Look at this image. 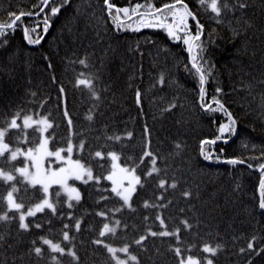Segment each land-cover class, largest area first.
<instances>
[{
  "label": "trees",
  "instance_id": "trees-1",
  "mask_svg": "<svg viewBox=\"0 0 264 264\" xmlns=\"http://www.w3.org/2000/svg\"><path fill=\"white\" fill-rule=\"evenodd\" d=\"M37 2L0 0V23L11 22L9 12L30 11ZM112 2L118 7L146 4V0ZM150 2L161 7L174 0ZM185 3L204 25L203 59L212 67L205 85V102L219 98L237 120V131L228 142L222 137L207 144L204 155L201 141L216 140L219 124L227 117L201 107L198 77L190 72L186 46L169 38L164 30H118L103 0H70L51 18L46 33L42 23L32 33L33 38L43 37L39 44L25 41L23 27L31 29L43 16H26L15 32L9 30L0 38V128H6L17 113L19 117L44 115L53 124L47 132L51 149L67 147L69 139L76 146L84 141L83 152L77 155L74 151L73 157L81 159L93 169L94 176L100 177L99 184L80 183L81 200L74 201L72 208L65 198H55L56 213L45 210L30 217L27 231L19 228L17 212L8 210L6 193L14 184L19 189L16 199L29 206L42 198V191L39 186L33 190L19 176L16 181H0V215L7 213L10 217L0 221V264H53V255L60 264H115L106 249L93 241L99 237L104 223L111 226L117 220L120 225L115 235L101 239L112 246L127 243L140 264H178L172 251L175 247H181L185 256L201 258L203 264L208 256L213 264H264V251L240 252L253 236L256 248L264 249V211L258 207L261 173L256 169L264 159H251L260 157L264 150V0H218L222 9L219 23L212 19L215 14L208 7L211 0H206L203 7L198 0ZM225 3L227 9L223 8ZM239 3L246 7H238ZM60 4L61 0H55L46 11L50 13L51 7ZM190 24L195 32L194 22ZM81 60L86 64H80ZM81 73L94 78L98 99L86 88L75 87ZM161 73L166 77L163 86L157 83ZM217 88L221 93H216ZM137 89L142 93L140 105L136 103ZM170 104L175 107L165 111ZM65 109L72 120L71 128L64 116ZM200 114L207 117L204 127L211 128L215 137L210 133L206 137L205 131L201 132ZM128 132L133 133L131 138L127 137ZM114 136L122 139H108ZM39 139L35 128L23 127L10 130L5 137L10 148L25 149L34 148ZM146 145L157 157L156 167L161 170L151 177L146 176L152 166L151 157H145L143 164L140 161ZM96 151L105 156L115 152L121 157L120 162L130 168L140 164L136 173L144 186L137 187L131 209L122 207L123 202L110 191L111 183L103 177L111 170V160L95 159ZM232 158L244 159L246 163H226ZM247 163L253 167L248 168ZM23 164L22 157L9 161L7 153L0 158V165L12 171ZM161 179L166 181L164 189L158 186ZM228 181L242 190L250 185L252 198L246 196V190L243 196H235L227 189ZM172 183L176 188L169 186ZM184 192L190 195L185 197ZM145 201L157 207L145 208ZM116 208L121 211H114ZM101 211L106 216H98ZM158 214L165 220L168 231L181 229L180 241L175 237L149 235L141 245H136L134 241L147 235L148 230H164L156 220ZM76 220L81 222L79 231L75 228ZM184 220L192 227L185 229L181 223ZM37 223L41 228L35 227ZM65 224L70 227L64 229ZM65 230L74 239L64 241ZM41 237L60 243L65 255L51 252L42 244ZM205 243L222 247L212 257L201 251ZM192 244L196 247L189 252L188 246ZM35 247H41V256H36ZM68 248L76 252L78 260L66 254Z\"/></svg>",
  "mask_w": 264,
  "mask_h": 264
},
{
  "label": "snow or ice",
  "instance_id": "snow-or-ice-1",
  "mask_svg": "<svg viewBox=\"0 0 264 264\" xmlns=\"http://www.w3.org/2000/svg\"><path fill=\"white\" fill-rule=\"evenodd\" d=\"M104 5L107 10V14L112 18L114 24L116 25L118 30L124 29V19L126 18L128 21H131L133 18L137 19L138 27L132 28L129 23L128 28L132 31H139L140 28H161L166 30L167 36L175 41L182 40L183 44L186 46V52L188 53L189 62L191 64L190 72L193 73L196 77H198L199 82V95L201 101V107L206 112H222L227 117L226 123H221L218 129L219 135L216 137V140L201 141V154L204 155V147L207 144H214L217 140H220L222 137L225 138L224 142H228V138L231 135H234L237 131V120L233 117V114L227 109L224 103L221 102L219 98L213 97L211 102H205L206 89L205 85L209 80L211 75L212 67L209 65L207 60L203 59V53L205 51L204 42L201 37L204 32V25L200 22L197 17V14L192 11L185 0H174L173 3L163 4L161 7H156L150 0H146L145 5H141L140 3L135 4L131 8L129 7H118L112 0H103ZM70 0H61V4L58 6H53L50 9V13L46 10L52 5L55 4V0H38L37 4L32 6V10L30 11H20L18 14L15 12H9L8 15L11 19L10 23L4 24L0 23V38L4 37L9 30L11 32H15L18 27L23 24L24 18H39L43 16V20L38 22L31 29L27 26L23 27V35L25 41L30 45H37L43 39L42 36L37 35L36 38H33L32 33H36L40 27V24H43V31L46 33L50 27V20L52 17H55L59 14L62 7L68 5ZM199 6L203 7L206 3V0H198ZM142 7H146V10H141ZM211 9V12L215 15L212 19L217 20L219 23V17L221 15V6L218 4V0H211V4L208 5ZM229 6L225 3L223 4V8L227 9ZM238 7L244 8L246 5L244 3H239ZM162 13H166V15H161ZM123 17V18H122ZM190 21L194 22L195 32L192 31V24ZM80 64L85 65V60H81ZM187 68V65H186ZM166 82V77L163 73L160 74L157 83L163 86ZM155 86V85H153ZM76 88H86L89 92H91L92 96L95 98H99L96 94V90L94 87V78L92 76H84V73L80 74V78H77ZM221 89L217 88L216 93H221ZM60 92L63 93L64 89L61 88ZM142 102V93L139 89L136 91V103L140 105ZM213 104L215 105L213 107ZM174 104H170L165 111H170L174 108ZM64 116L68 118L69 128L72 127V120L69 117L68 111L65 109ZM19 117V113L14 116L10 122L7 123L6 128H0V158H3L6 153H10L8 156L9 161H16L18 157L23 156L25 159V165L22 168H15V172L19 174V177L23 178V181L32 187L33 190L39 186V190L42 191L44 198L40 200L39 203H36L32 208H30L26 213L21 212L20 210L24 207L23 204L17 203L14 194L19 191L16 186L13 184L11 191L8 192L6 200L8 210H15L16 212H20L19 215V228L22 230H29V224L26 223V217H35L37 213H42L45 209H51L52 213L55 214L57 211L56 205H54L50 199V189L53 185L60 186L61 190L67 194L68 196V207H74L71 201H75L77 203L81 200V193L72 185L69 184L70 180L80 181L81 183L87 185L89 182L95 181L96 184L100 183V177L94 176L93 169L87 166L85 163H82L81 159H73L74 151L77 155L83 152L85 147V142L81 141L78 146L74 145L69 139L67 148H58L56 151L49 150V138L44 135L48 129L53 127V124L49 121L48 117H43L40 120H33L31 116H25L23 118V129L27 130L30 128H35L36 131L40 134V142L35 147H29L27 151H23L21 148L17 147L15 150H12L9 147V144L5 142V137L8 132L12 129H20L21 125L17 122ZM88 120L92 119L91 115L87 116ZM145 133L149 134V130L145 128ZM225 134H228L227 137ZM128 138H131L133 133L128 132ZM109 140L120 141L122 139L121 136L108 137ZM24 142H27V136L25 135ZM179 147V145H177ZM149 145H146V150L143 153V156L140 158L141 164H143L145 157H151V168L146 173L147 177H151L154 173H159L161 170L156 167L157 157L153 155V153L148 150ZM67 153V156L63 155V153ZM54 158V160L50 159ZM94 158L99 161H104L105 159L111 160V169L112 171L105 177V180L111 181L112 187L110 191L123 202L122 207H127L129 209L132 208V197L134 193L137 191V187H143L144 183L141 180V177L136 174L137 168L140 167V164L136 165L133 168L121 167L119 161L121 157L115 152H108L107 156L101 151H96L94 154ZM211 156H205V159H210ZM131 159V158H129ZM251 159H264V150L261 152L260 157H251ZM29 161L31 162L29 164ZM45 161H48V167L45 168ZM226 163L237 165V164H245L246 161L244 159L232 158L228 159ZM53 164H62L64 166L54 168ZM103 167V164H101ZM248 168H252L253 165L251 163H247ZM34 169L35 171H31ZM259 172L261 173L260 182L258 186L259 191V204L258 207L260 210H264V163H260L257 165ZM18 179L17 176H14L11 172L4 171L0 169V181L11 182L16 181ZM125 181H127V186H125ZM161 189H164L166 186V181L161 179L158 185ZM171 188H176V184L172 183L169 185ZM27 190V189H26ZM61 195L60 192L56 193V196L59 197ZM183 195L185 197L189 196L190 193L184 192ZM107 199L106 197H103ZM145 208L149 207H157V205L149 204L147 201L144 203ZM159 207H166V205H160ZM114 211H121L120 208H116ZM98 216L104 217L106 213L104 211L98 212ZM71 218V215H70ZM10 217L7 213L0 215V221H7ZM147 219V217H145ZM156 220L159 221L160 226L164 229L160 232H154L148 230L147 235H141L139 239L135 240L134 243L136 245H141L143 241L147 239V236H160V237H175L177 241H180V236L178 233L180 232V228L177 227L174 231H168L165 220L161 215L156 216ZM185 229L191 228L192 226L188 223L187 220L181 221ZM120 225V221H115L114 225L109 223H104L102 229L99 232V237L93 241L94 244L102 246L106 249L112 261L115 264H129V261L134 262V264H140L136 255L130 253L129 245L126 243L123 247H113L111 244L105 242L104 237H107L109 234L115 235L117 231V227ZM41 224H35L36 228H41ZM81 222L76 220L75 228L77 231L80 230ZM70 225L65 224L64 229H68ZM2 238V237H0ZM41 242L44 245H47L48 248L53 253H59L61 256L65 255V248L61 246L60 243H54L52 240L47 239L46 237H41ZM74 237L69 235L68 231H63V240L71 241ZM256 237L253 236L252 239L247 243L246 248H241V253L251 254L255 252L259 254L260 251H264V249H257L255 245ZM35 243V242H33ZM196 245L192 244L188 246V251L190 252ZM222 247V245H217L215 247L210 246L205 243L202 247V252L211 254L214 257L218 250ZM174 251L175 256L178 259V264H203V260L201 258L194 257L192 255L185 256L183 254L184 250L181 247H175L172 249ZM34 252L36 256H41L42 249L41 247H35ZM118 253H123L125 258H121ZM66 254L71 256L73 260H78L76 252L72 248H68ZM53 264H60L59 259L55 255L51 257ZM206 259V264H213V260L211 258Z\"/></svg>",
  "mask_w": 264,
  "mask_h": 264
},
{
  "label": "rangeland",
  "instance_id": "rangeland-1",
  "mask_svg": "<svg viewBox=\"0 0 264 264\" xmlns=\"http://www.w3.org/2000/svg\"><path fill=\"white\" fill-rule=\"evenodd\" d=\"M135 5V4H134ZM134 5H124V6H122V7H129V8H131L132 6H134ZM161 15H166V13H162ZM123 18V17H122ZM124 19V29H129L128 28V25H129V23L131 24V27L132 28H135V27H138L139 25H138V23H137V19L136 18H133L131 21H128L126 18H123ZM141 29V28H140ZM161 29V28H160ZM162 30H164V29H162ZM165 32H166V30H164ZM193 31V30H192ZM167 33V32H166ZM194 33V32H193ZM180 41H182V40H180ZM25 116H31L32 117V119L33 120H40V119H42L43 117H46V116H44V115H37V116H34V115H25ZM25 116H22V117H19L18 118V120H17V122L21 125V127H23V118L25 117ZM227 122V120H224L223 122H221V123H226ZM220 123V124H221ZM220 124H219V126H220ZM219 128V127H218ZM48 132V131H47ZM47 132H45L44 133V135L46 136V137H48L49 138V136H48V133ZM40 140V139H39ZM5 142L7 143V141L5 140ZM40 142V141H39ZM39 144V143H38ZM37 144V145H38ZM37 145H35L34 146V148L37 146ZM48 147H49V150H51V151H56L57 149H51V147L48 145ZM17 148V147H16ZM16 148H11L12 150H15ZM19 148H21L23 151H27V149H25V148H22V147H19ZM65 148H67V147H65ZM7 155L9 156L10 155V153H7ZM63 155H65V156H67V153L65 152V153H63ZM23 159H24V157L23 156H21ZM50 159H52V160H54V158H50ZM73 159H77V158H74L73 157ZM31 162L29 161V164H30ZM112 163V162H111ZM119 164H120V166L121 167H128V166H126V165H124V164H122L120 161H119ZM24 165H25V159H24V164L23 165H20V166H18L17 168H22V167H24ZM61 166H64V165H62V164H53V167L54 168H58V167H61ZM44 167L45 168H47L48 167V161H45V164H44ZM128 168H130V167H128ZM0 169H3L4 171H8V172H11L14 176H19V174L18 173H16L14 170L12 171V169H8V168H6L5 166H3V165H0ZM30 170L31 171H35L34 169H31L30 168ZM112 171V169L110 170V172ZM109 172V173H110ZM108 173V174H109ZM107 174V175H108ZM137 174V173H136ZM138 175V174H137ZM22 178V177H21ZM23 179V178H22ZM80 181H73V180H70L69 181V184L70 185H72L73 187H76L79 191H80ZM110 183H111V181H110ZM125 186H127V181H125ZM55 187V188H54ZM111 187H112V183H111ZM12 189V188H11ZM11 189L9 190V191H11ZM8 191V192H9ZM57 192H60L61 193V195L59 196V197H57L56 196V193ZM8 194V193H7ZM6 197H7V195H6ZM60 198V197H63V198H65L64 200H65V202L68 204L69 203V201H68V196H67V194L66 193H64L62 190H61V188H60V186H58V185H53L52 186V188L50 189V195H49V199H50V201L54 204V201H53V199L52 198ZM14 198H15V195H14ZM43 198H44V196H43ZM42 198V199H43ZM41 199V200H42ZM15 200H16V198H15ZM6 202H7V200H6ZM16 202L17 203H20V202H18L17 200H16ZM40 201H38V202H36V203H39ZM74 201H71V203H73ZM35 203V204H36ZM35 204H33V205H29L27 208L26 207H23L20 211L21 212H27L30 208H32ZM18 213V216L20 215V212H17ZM19 218V217H18ZM30 217H26V223H27V219H29ZM55 243V242H54ZM113 247H117V248H119V247H123V246H113ZM213 247V246H212ZM131 253V252H130ZM119 254H123V253H119ZM132 254V253H131ZM124 255V254H123ZM123 258H125V257H122V259ZM207 258H211L210 256H208ZM212 259V258H211Z\"/></svg>",
  "mask_w": 264,
  "mask_h": 264
},
{
  "label": "bare ground",
  "instance_id": "bare-ground-1",
  "mask_svg": "<svg viewBox=\"0 0 264 264\" xmlns=\"http://www.w3.org/2000/svg\"><path fill=\"white\" fill-rule=\"evenodd\" d=\"M200 123H201V126H202V130H201V132H203V131H205V136L206 137H209V133L212 135V136H214L215 137V133H213L212 132V130H211V128H210V130L206 127H204V126H206L207 125V117L205 118V116H203L202 114H200ZM203 124V125H202ZM206 124V125H205ZM219 129V128H218ZM218 129H217V136L219 135V132H218ZM252 176H249V181H252ZM185 184V183H184ZM227 189L228 190H230L235 196H243V193H245V190H246V196H248L249 198H252V194H253V190H251V186L249 185V186H246L245 187V190H244V188H243V190H242V188L241 187H239V186H235L234 184H232L231 182H227ZM260 210V209H259ZM260 211H264V210H260Z\"/></svg>",
  "mask_w": 264,
  "mask_h": 264
}]
</instances>
